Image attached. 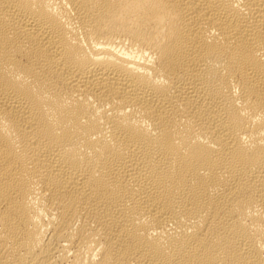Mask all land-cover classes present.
Listing matches in <instances>:
<instances>
[{
  "label": "bare ground",
  "instance_id": "1",
  "mask_svg": "<svg viewBox=\"0 0 264 264\" xmlns=\"http://www.w3.org/2000/svg\"><path fill=\"white\" fill-rule=\"evenodd\" d=\"M0 264H264V0H0Z\"/></svg>",
  "mask_w": 264,
  "mask_h": 264
}]
</instances>
